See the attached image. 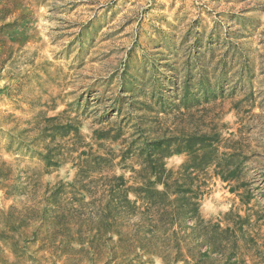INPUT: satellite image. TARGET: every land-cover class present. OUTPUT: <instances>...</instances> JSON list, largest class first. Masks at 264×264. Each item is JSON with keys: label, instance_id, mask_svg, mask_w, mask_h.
Listing matches in <instances>:
<instances>
[{"label": "rangeland", "instance_id": "1", "mask_svg": "<svg viewBox=\"0 0 264 264\" xmlns=\"http://www.w3.org/2000/svg\"><path fill=\"white\" fill-rule=\"evenodd\" d=\"M155 142L205 194L154 237L105 190ZM120 229L180 264H264V0H0V264H164Z\"/></svg>", "mask_w": 264, "mask_h": 264}, {"label": "trees", "instance_id": "2", "mask_svg": "<svg viewBox=\"0 0 264 264\" xmlns=\"http://www.w3.org/2000/svg\"><path fill=\"white\" fill-rule=\"evenodd\" d=\"M197 137L198 140L189 139L187 141L190 158L198 157L204 162L210 152L217 151V147L213 146L211 149L212 145L206 142L205 134ZM161 151H163L162 144L160 142L153 143L147 150L146 156L139 162L138 168L135 166L128 168V171L131 172L130 176L113 174L110 178L112 188L105 190L113 196L112 198H114L119 209L118 218L120 220L139 217L142 226H147L154 237L156 233H164L163 230L165 231L166 228L163 227L174 226L178 223L177 221L184 220L186 222L187 219H193L195 215L199 216L200 200L205 194L202 186H200L199 190L194 192L196 196H191L190 183L187 182V179L180 183L184 177L179 178L177 176V174L186 176L194 166L187 162L180 166V171L169 170L165 166L164 158L169 156L170 152L167 155ZM100 159L104 160L105 158L100 156ZM206 164L210 165L212 162L207 161ZM84 166H80L78 169V179L88 174ZM113 167L114 165L107 169L113 171ZM102 176L108 175L102 174ZM222 179L228 180L225 176H222ZM182 185L186 188L182 189ZM145 232L143 229V237ZM118 234L121 236V248L125 250V253L129 251L134 256L133 259L140 260L142 256L158 255L164 258V264H180L179 259L171 261L169 257L175 251L181 253V247L174 248L162 243L128 244L123 239L127 238L128 234H125L122 229L118 231ZM141 238H139L138 243H140ZM182 264H189V262L184 260Z\"/></svg>", "mask_w": 264, "mask_h": 264}]
</instances>
